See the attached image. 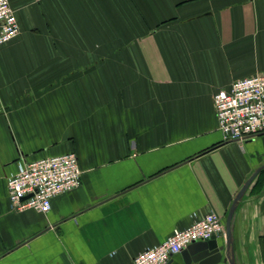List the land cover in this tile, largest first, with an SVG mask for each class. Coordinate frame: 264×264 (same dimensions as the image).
<instances>
[{"label": "crops", "instance_id": "crops-1", "mask_svg": "<svg viewBox=\"0 0 264 264\" xmlns=\"http://www.w3.org/2000/svg\"><path fill=\"white\" fill-rule=\"evenodd\" d=\"M0 47V264H132L264 166V133L224 141L212 98L264 74V0H9ZM74 153L80 185L10 208L20 164ZM205 264H264V168ZM170 264H186L182 252Z\"/></svg>", "mask_w": 264, "mask_h": 264}, {"label": "built area", "instance_id": "built-area-1", "mask_svg": "<svg viewBox=\"0 0 264 264\" xmlns=\"http://www.w3.org/2000/svg\"><path fill=\"white\" fill-rule=\"evenodd\" d=\"M14 13L9 0H0V47L19 35ZM212 103L224 141L243 143L264 133V74L235 80L228 90H218ZM80 177L77 156L72 152L20 164L6 181L10 208L15 212L47 213L51 200L77 188ZM224 236V220L209 212L187 228L173 230L158 246L139 253L132 264H167L193 243Z\"/></svg>", "mask_w": 264, "mask_h": 264}, {"label": "water", "instance_id": "water-1", "mask_svg": "<svg viewBox=\"0 0 264 264\" xmlns=\"http://www.w3.org/2000/svg\"><path fill=\"white\" fill-rule=\"evenodd\" d=\"M264 168L261 167L257 169L250 177L249 180H247L244 185L241 187V189L236 193V196L233 200V203L231 207L228 210V213L226 215V218L224 220L225 225V245L226 250H230L232 245V237H231V221L232 216L234 213L235 206L237 203H239L246 192L247 188L253 181V179L256 177V175L259 173L260 169ZM219 251V248L217 246V241L215 238H212L206 242H197L189 245L185 250L182 251V255L185 259L186 264H205V260L210 257L211 255L217 253ZM205 261V262H203ZM230 264H234L233 260L230 259ZM167 264H170L168 262Z\"/></svg>", "mask_w": 264, "mask_h": 264}]
</instances>
